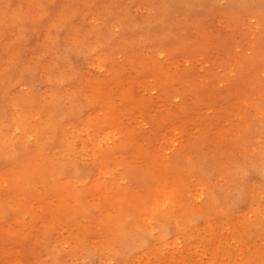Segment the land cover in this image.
Listing matches in <instances>:
<instances>
[{
    "label": "rangeland",
    "instance_id": "1",
    "mask_svg": "<svg viewBox=\"0 0 264 264\" xmlns=\"http://www.w3.org/2000/svg\"><path fill=\"white\" fill-rule=\"evenodd\" d=\"M0 135V264H264V0H0Z\"/></svg>",
    "mask_w": 264,
    "mask_h": 264
},
{
    "label": "bare ground",
    "instance_id": "2",
    "mask_svg": "<svg viewBox=\"0 0 264 264\" xmlns=\"http://www.w3.org/2000/svg\"><path fill=\"white\" fill-rule=\"evenodd\" d=\"M92 18V17H91ZM114 28H115V26H114ZM113 28V29H114ZM164 33V32H163ZM165 35V34H164ZM98 44V43H97ZM81 49V48H80ZM65 56V55H64ZM35 58V57H34ZM102 59V58H101ZM20 88V87H19ZM15 104V103H14ZM9 119V118H8ZM10 121V120H9ZM11 122V121H10ZM13 123H14V121H13ZM10 124V123H9ZM9 124H7L8 126H9ZM12 124V123H11ZM16 124V123H15ZM15 124H13V125H15ZM20 128V127H19ZM19 133V132H18ZM74 133V132H73ZM26 134H24V136H25ZM1 136V135H0ZM27 136V135H26ZM14 137V136H13ZM20 137H22V136H20ZM3 138V137H2ZM6 138V137H5ZM7 139V138H6ZM22 139H24V138H22ZM257 139H259V138H257ZM264 139V138H263ZM18 140V139H17ZM16 140V141H17ZM19 141V140H18ZM255 141V140H254ZM21 142V141H20ZM25 143H26V141H25ZM5 144V143H4ZM262 145V144H261ZM15 146H17V145H15ZM96 147V146H95ZM264 149V148H263ZM263 149H261V150H263ZM222 151V150H221ZM223 153V152H222ZM59 154V153H58ZM264 154V153H263ZM219 156V155H218ZM252 158V157H251ZM189 160H190V157L188 158ZM259 159H261V157L259 158ZM218 161V160H217ZM224 161H225V159H224ZM229 161V160H228ZM261 162V161H260ZM218 164V163H217ZM222 164V163H221ZM232 165H234V164H232ZM258 165V164H257ZM261 165V164H260ZM262 166V165H261ZM215 168V167H214ZM234 168V167H233ZM5 169V168H4ZM211 170V169H210ZM262 170V169H261ZM235 171V170H234ZM222 172V171H221ZM228 173H230V172H228ZM220 174H222V173H220ZM237 177H239V176H237ZM236 177V178H237ZM217 178V177H216ZM241 179V178H240ZM253 182V181H252ZM224 186V185H223ZM233 186H235L234 184H233ZM226 187V186H225ZM214 192V191H213ZM199 196V195H198ZM186 197V196H185ZM251 198V197H250ZM178 199V198H177ZM180 199V198H179ZM260 199V198H259ZM206 200V199H205ZM187 201V200H186ZM249 201H251V199L249 200ZM161 202V201H160ZM181 202V201H180ZM188 202V201H187ZM158 203V202H157ZM169 205V204H168ZM180 205V204H179ZM174 206V205H173ZM180 207V206H179ZM159 208V207H158ZM162 208H164V207H162ZM223 209V208H222ZM221 209V210H222ZM178 210H179V208H178ZM217 209H215V211H216ZM217 212H218V210H217ZM228 212V211H227ZM164 213V212H163ZM176 213V212H175ZM178 213V212H177ZM254 213V212H253ZM172 214V213H171ZM196 215H197V213H196ZM199 215H201V214H199ZM231 215V214H230ZM162 216V215H161ZM163 216H164V214H163ZM180 216V215H179ZM205 216V215H204ZM212 216V215H211ZM241 216V215H240ZM135 217V216H134ZM152 217V216H151ZM237 218V217H236ZM183 219V218H182ZM209 219V218H208ZM231 219V218H230ZM240 219V218H239ZM244 219V218H243ZM131 220V219H130ZM174 220V219H173ZM236 220V219H235ZM238 220V219H237ZM241 220V219H240ZM239 220V221H240ZM149 221V220H148ZM158 221V220H157ZM160 221H162V220H160ZM185 221V220H184ZM243 221V220H242ZM136 222V221H135ZM180 222V221H179ZM238 222V221H237ZM264 222V221H263ZM182 224V223H181ZM236 224H238V223H236ZM130 225V224H129ZM136 225H137V223H136ZM150 225V224H149ZM189 225V224H188ZM205 225V224H204ZM262 225V224H261ZM186 226V225H185ZM184 226V227H185ZM207 226V225H206ZM181 227V226H180ZM203 227V226H202ZM247 228H249V227H247ZM151 229V228H150ZM182 229V228H181ZM183 229H185V228H183ZM206 229V228H205ZM149 230V229H148ZM162 230V229H161ZM160 230V231H161ZM180 230V229H179ZM234 230V229H233ZM238 230V229H237ZM157 231V230H156ZM149 232V231H148ZM157 233V232H156ZM243 233V232H242ZM160 234V233H159ZM179 234V233H178ZM199 234V233H198ZM131 237V236H130ZM129 240V239H128ZM138 241V240H137ZM130 242H131V240H130ZM136 242V241H135ZM224 242V241H223ZM262 243V242H261ZM252 245V244H251ZM130 247V246H129ZM108 249V248H107ZM110 250V249H109ZM125 255V254H124ZM221 255V254H220ZM257 257V256H256ZM195 258V257H194ZM252 258H254V257H252ZM260 260V259H259ZM75 264H76V262H75Z\"/></svg>",
    "mask_w": 264,
    "mask_h": 264
}]
</instances>
